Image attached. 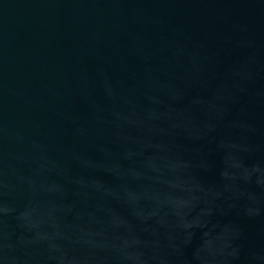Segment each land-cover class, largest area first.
<instances>
[{
  "label": "water",
  "instance_id": "water-1",
  "mask_svg": "<svg viewBox=\"0 0 264 264\" xmlns=\"http://www.w3.org/2000/svg\"><path fill=\"white\" fill-rule=\"evenodd\" d=\"M0 264H264V0H0Z\"/></svg>",
  "mask_w": 264,
  "mask_h": 264
}]
</instances>
